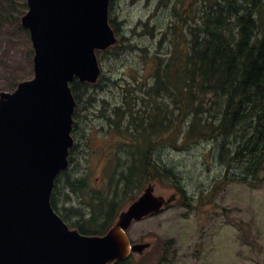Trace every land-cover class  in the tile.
Listing matches in <instances>:
<instances>
[{
	"label": "trees",
	"instance_id": "1",
	"mask_svg": "<svg viewBox=\"0 0 264 264\" xmlns=\"http://www.w3.org/2000/svg\"><path fill=\"white\" fill-rule=\"evenodd\" d=\"M115 1L110 0L109 23L118 36V24L110 16ZM21 6L26 7L25 2ZM157 7L167 9L171 22L161 33L156 55L150 59L152 81L139 92L142 98L132 96L134 90L126 87L128 99L124 104L101 113L109 132L128 135L131 142L126 145L134 150L129 165L133 173L121 172L116 188L125 180L126 193L137 176L146 182L174 181V172L161 167L153 152L161 144L175 147L178 139L179 149L197 142H213L224 170L223 184L238 182L258 188L264 183V0H158ZM142 27L143 32L153 35L155 27H149V21ZM123 42L121 36L118 44L102 55L119 50ZM103 79L101 75L93 86L76 79L70 84L76 101L74 138L81 105L90 97L85 99L88 90L100 88ZM135 99L142 103L141 110L132 109ZM164 99L171 103L170 108L163 104ZM75 148L76 144L70 150V164ZM117 150L113 152L118 160ZM172 187L179 190L176 184ZM60 189H66L68 197L74 194L80 201L83 197L89 199L78 207L60 209L73 221L70 227L82 234H103L114 221L119 209L116 201L89 193L86 178L74 177L69 168L55 179L50 198L59 215L56 192ZM182 203L192 207L184 194ZM86 208L89 217L84 213ZM113 209L114 217L107 222Z\"/></svg>",
	"mask_w": 264,
	"mask_h": 264
},
{
	"label": "rangeland",
	"instance_id": "2",
	"mask_svg": "<svg viewBox=\"0 0 264 264\" xmlns=\"http://www.w3.org/2000/svg\"><path fill=\"white\" fill-rule=\"evenodd\" d=\"M24 2L0 0V92L11 93L19 82L33 77V50L28 32L20 25V18L27 11L21 6ZM157 5L158 0L114 2L110 16L118 24L117 34L119 38L123 36L124 42L111 54L97 55L104 79L100 88L88 90L85 99L90 96V102L88 98L81 105L76 138L73 137L76 148L71 155L70 172L74 177L86 178L89 193L114 199L119 205L117 212L136 199L147 182L137 176L132 178L134 184L131 182L126 193L125 180L116 188L121 172L133 173V166L129 170V165L134 150L126 145L131 142L128 135L109 132L101 113L105 108L111 111L124 104L128 99L124 94L126 87L134 90L132 96L142 98L139 92L152 81L150 59L156 55L161 33L171 22L167 9ZM148 21L149 27H155L153 35L143 32L142 25ZM163 104L172 106L168 99ZM141 107L142 103L135 99L132 109L137 111ZM180 147L178 139L175 147L166 143L155 149L153 158L161 167L171 169L175 179L152 184L154 194L165 197L175 191L173 184L178 185L192 207L182 206L176 200L161 214L134 223L127 230L129 239L149 242L151 246L143 255H134L128 264H264V183L258 188L238 182L223 184L224 170L213 142ZM114 150L120 159L114 158ZM60 190L56 192L58 210L69 225L73 221L60 209L78 207L89 199L83 197L80 201L74 194L68 197L66 189ZM115 210L108 215L107 222L114 217ZM84 213L89 217V209H84Z\"/></svg>",
	"mask_w": 264,
	"mask_h": 264
},
{
	"label": "water",
	"instance_id": "3",
	"mask_svg": "<svg viewBox=\"0 0 264 264\" xmlns=\"http://www.w3.org/2000/svg\"><path fill=\"white\" fill-rule=\"evenodd\" d=\"M110 0H26L20 19L33 48V79L0 92V264H112L142 254L125 231L158 214L177 194L148 184L100 235L70 229L54 212V180L68 168L76 102L70 83L95 85L96 51L118 42L108 22Z\"/></svg>",
	"mask_w": 264,
	"mask_h": 264
},
{
	"label": "flooded vegetation",
	"instance_id": "4",
	"mask_svg": "<svg viewBox=\"0 0 264 264\" xmlns=\"http://www.w3.org/2000/svg\"><path fill=\"white\" fill-rule=\"evenodd\" d=\"M178 188H179V191H181V193H183L184 194V197H185V199H187L188 200V197L186 196V194H185V192L178 186ZM181 193H177L178 195H179V198H182V195H181ZM181 200V199H180ZM182 203V202H181ZM183 204V203H182ZM184 205H186L185 203H184ZM129 230V229H128ZM128 231H126V233H127ZM128 235V234H127ZM135 243H137V242H132L131 240H130V244L131 245H133V244H135ZM197 252V251H196ZM132 257H134V255H131V258ZM115 264H123V263H115Z\"/></svg>",
	"mask_w": 264,
	"mask_h": 264
}]
</instances>
